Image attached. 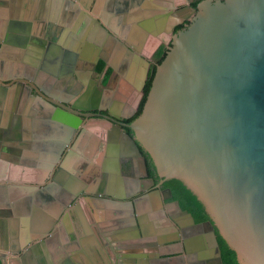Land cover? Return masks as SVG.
<instances>
[{
  "label": "flooded vegetation",
  "instance_id": "af4514ba",
  "mask_svg": "<svg viewBox=\"0 0 264 264\" xmlns=\"http://www.w3.org/2000/svg\"><path fill=\"white\" fill-rule=\"evenodd\" d=\"M143 1L0 0V162L10 163L0 174L27 175L23 165L33 162L38 181L50 170L36 196L55 206L59 223L68 212L83 217L88 204L106 243L92 264H224L207 209L205 220L185 209L166 185L174 178L162 177L131 128L174 37L205 0H167L175 8L158 13ZM116 91L127 99L115 107L119 117L110 108ZM49 184L52 194H41Z\"/></svg>",
  "mask_w": 264,
  "mask_h": 264
},
{
  "label": "water",
  "instance_id": "95a60500",
  "mask_svg": "<svg viewBox=\"0 0 264 264\" xmlns=\"http://www.w3.org/2000/svg\"><path fill=\"white\" fill-rule=\"evenodd\" d=\"M117 91L110 107L115 117V107L127 101ZM131 128L162 177L184 181L203 202L239 263L264 264V0L201 2L158 65L144 109ZM45 172L38 181L27 174L17 182L18 189L31 194L37 183L45 184L50 170ZM3 180L0 176L5 188ZM6 182L16 181L9 176ZM14 199L0 197L1 220L9 222L15 214ZM32 202L21 204L28 206L21 213L26 238L34 234L26 216ZM135 230L142 245V224ZM33 244L27 239L19 249L12 242L6 250L26 255L35 250Z\"/></svg>",
  "mask_w": 264,
  "mask_h": 264
},
{
  "label": "crops",
  "instance_id": "0c3cea01",
  "mask_svg": "<svg viewBox=\"0 0 264 264\" xmlns=\"http://www.w3.org/2000/svg\"><path fill=\"white\" fill-rule=\"evenodd\" d=\"M176 2L173 1L172 3H169L167 0H147L143 1L141 5L145 7L149 6L151 9H154L153 12H157L158 9L162 10V8L169 11L175 8L174 6L177 4ZM106 4H108V2H103L99 5V9L97 8L99 13L101 12L104 14V11H107ZM107 15L109 16V14ZM78 26H81V19L75 24L74 32L76 31L78 33L80 31L77 28ZM125 56L127 58V55ZM119 58H122L121 55ZM56 118L57 117L55 116L53 121ZM38 163L44 165L47 161H39ZM2 164L10 166V163L7 164L0 162V169L4 166ZM47 166H43L41 169H44ZM23 167H25L26 171H30L29 173H36L33 176V179L38 178L37 172L39 173L41 170L36 169L33 162L31 164H27L26 162ZM10 172L11 171L8 170L7 174L4 175L2 172L3 175L0 174L1 179H4L2 182H5L2 184L5 188L0 187V197L2 199L8 197L12 199L15 198L14 201L18 202V205L16 204L18 208L13 209L15 214L12 217H9V222L1 220L0 218V257L5 256L4 262L2 263L0 261V264H92L90 259H93L91 255L93 249L97 250L98 248V250H103L106 243L105 240L101 239L95 231V224L92 223V214L91 217L89 215L90 207L88 204H85V206L83 205V217L81 214H78L77 218L73 219V214L68 212L66 214V217L68 218L67 221H63V224L59 223L57 222L56 210L52 209L55 208V206L52 207L49 203H40L38 195L36 196L38 191L36 187L33 188V192H30L31 194L25 195L23 192L24 189H18L17 185L19 184L17 182H6L9 175L10 180L16 181L20 180V177L22 178L23 176L27 178V175L22 174L18 176V174L12 172L9 174ZM29 173L28 175H30ZM46 193L48 195L52 194L50 190H46ZM30 197H32L33 202L31 208L27 209L29 214L26 216H28L29 219H32L31 224L35 235L31 233L30 237L26 238V219L23 218L24 216H22L21 213L24 208H27L28 206H22L21 200H26V203H28ZM22 218L25 222L22 221ZM12 227H14L16 232L10 234L9 231ZM35 231L39 233L36 234ZM27 239H30V241L34 243L31 247L35 248L33 252L26 253V255H16L11 254L9 250H6L9 243L12 242L16 244V247L21 249ZM89 242L91 244H89ZM64 260L65 262H63Z\"/></svg>",
  "mask_w": 264,
  "mask_h": 264
},
{
  "label": "trees",
  "instance_id": "16d2710c",
  "mask_svg": "<svg viewBox=\"0 0 264 264\" xmlns=\"http://www.w3.org/2000/svg\"><path fill=\"white\" fill-rule=\"evenodd\" d=\"M155 73L156 71L154 72V77ZM146 100L147 97L145 98V102ZM166 185L172 188L175 197L180 200L185 209L190 210L198 220H205L208 218L205 205L184 181L174 178L168 181ZM219 239L224 264H240L236 251L233 250L223 238L220 237Z\"/></svg>",
  "mask_w": 264,
  "mask_h": 264
},
{
  "label": "bare ground",
  "instance_id": "6f19581e",
  "mask_svg": "<svg viewBox=\"0 0 264 264\" xmlns=\"http://www.w3.org/2000/svg\"><path fill=\"white\" fill-rule=\"evenodd\" d=\"M157 1V0H156ZM161 2V1H160ZM158 3H159V1H158ZM114 19V18H113ZM117 43V42H116ZM127 59H129V56H127ZM41 194H44V195H48L47 193H46V190H43L42 192H41Z\"/></svg>",
  "mask_w": 264,
  "mask_h": 264
}]
</instances>
